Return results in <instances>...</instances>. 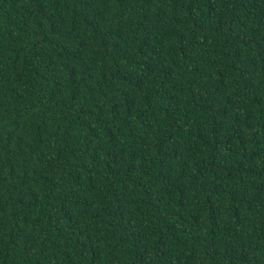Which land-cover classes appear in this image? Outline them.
<instances>
[{
  "label": "trees",
  "instance_id": "16d2710c",
  "mask_svg": "<svg viewBox=\"0 0 264 264\" xmlns=\"http://www.w3.org/2000/svg\"><path fill=\"white\" fill-rule=\"evenodd\" d=\"M0 264H264V0H0Z\"/></svg>",
  "mask_w": 264,
  "mask_h": 264
}]
</instances>
